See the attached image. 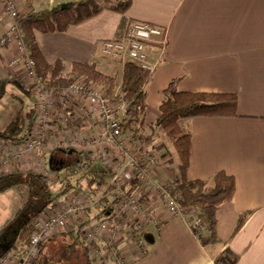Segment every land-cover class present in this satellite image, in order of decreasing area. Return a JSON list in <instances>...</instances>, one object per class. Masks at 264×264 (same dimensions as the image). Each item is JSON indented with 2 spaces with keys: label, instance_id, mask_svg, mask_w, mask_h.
<instances>
[{
  "label": "crops",
  "instance_id": "1",
  "mask_svg": "<svg viewBox=\"0 0 264 264\" xmlns=\"http://www.w3.org/2000/svg\"><path fill=\"white\" fill-rule=\"evenodd\" d=\"M71 1L74 0H14L24 14ZM101 6L98 14L64 31L35 30L36 42L45 59L50 63L61 59L65 71L73 61H91L99 71L115 75L120 81L124 61L103 56L101 42L123 39L133 21L168 28L160 63L144 86L147 106L140 129L152 135L144 151L158 158L156 175L164 184H171L178 156L164 130L152 125L159 114L163 89L176 79L182 91L228 92L237 96L233 116H195L178 121L181 130L191 135L188 177L202 179L210 188L214 173L224 170L235 179L233 198L217 207H194L206 226L199 231L196 227L190 230L183 221L168 214L158 195L148 192L146 202L156 215L152 221L139 224L132 216H123L119 250L131 264H264V0H130L123 12L110 4ZM9 20L0 6V35ZM146 50L151 60L158 59V44L150 43ZM16 53L13 43L0 46V80L17 76L26 92L31 93L23 65H9ZM10 85L16 86H6ZM124 135L130 139V133L124 131ZM26 170L30 169L23 171ZM12 171L15 170H5ZM5 208L0 209V217L7 220L0 234V257L18 247L21 217L24 218L20 216L15 224L10 223ZM240 213H245L246 218L234 232ZM88 218L91 217L85 219ZM76 220L47 238L33 264H92L82 248L76 252L72 241L66 239L73 234L70 226ZM97 220L92 219L86 226ZM131 229L146 248L145 254L138 252ZM90 253L89 250V256Z\"/></svg>",
  "mask_w": 264,
  "mask_h": 264
},
{
  "label": "built area",
  "instance_id": "2",
  "mask_svg": "<svg viewBox=\"0 0 264 264\" xmlns=\"http://www.w3.org/2000/svg\"><path fill=\"white\" fill-rule=\"evenodd\" d=\"M0 6L10 18L0 35V46L14 44L17 53L10 58L9 65H23L35 109L30 129L21 140L0 141V172L30 169L51 177L53 170L45 157L47 152L58 148L83 152V160L74 165L72 172H83L91 164L111 165L105 189H110L115 202L108 214L103 215L107 217L86 226L82 234L91 251L92 264H131L119 250L121 218L132 216L138 224L152 221L156 212L146 202L148 192L156 193L166 212L183 221L190 230L205 229L194 207L179 205L170 193L171 184H164L156 175L158 158L151 152L140 151V142L132 133L128 132L131 136L126 140L122 128L127 111L125 102L115 95L109 96L104 85L83 76L61 88L43 84L37 78L35 62L29 56L20 26L24 13L14 0H0ZM167 39L165 26L133 21L123 39L102 41L100 53L108 58L133 61L151 74L160 63ZM150 43L160 46L157 60L149 58L146 46ZM102 195V191L87 187L68 193L58 205L39 215L27 244L1 256L0 264H33L42 242L74 220L85 218L89 208L101 209ZM130 232L138 252L145 254L142 241L134 236L136 231Z\"/></svg>",
  "mask_w": 264,
  "mask_h": 264
},
{
  "label": "trees",
  "instance_id": "3",
  "mask_svg": "<svg viewBox=\"0 0 264 264\" xmlns=\"http://www.w3.org/2000/svg\"><path fill=\"white\" fill-rule=\"evenodd\" d=\"M104 2L120 12L125 11L130 5V0H104ZM101 9L102 6L97 3V0H74L63 8L58 4L27 12L20 19L26 47L29 56L35 62L37 78L47 87L61 88L74 79L83 76L104 85L109 96L115 95L116 98L123 100L127 111L122 128L124 131L133 134V137L140 142V151L144 152L145 146L152 140V135H145L140 132V129L144 126V115L147 106L144 86L150 77V73L130 60L123 63L120 81L115 75L99 71L91 61H73L70 63L69 69L65 71L61 59L51 63L45 59L34 36L35 30L43 32L64 31L70 25L80 23L98 14ZM7 83H14L21 89L25 88L23 82L17 76L1 79L0 98L6 92ZM163 96L159 106V114L152 125L164 130L178 156L176 174L169 187L171 195L179 205L195 208L217 207L221 203L231 200L236 187L232 174L224 170L216 171L212 177V187L210 188L206 186L204 180L188 177L191 135L181 130L178 121L195 116H233L236 114L237 108L236 94L182 91L177 88V80L172 79L163 89ZM30 126L31 122L29 121L27 128L23 130L17 121H13L4 129H0V140L17 142L24 137ZM51 153V157L54 156L53 160L55 159L52 164L64 168L62 173L56 172L54 174L56 176L55 180L33 170H15L0 173V193L21 183H27L30 188V206L21 215L24 218L21 217L22 229L17 238L20 242L18 247L27 244L29 236L34 230L35 220L49 207L59 203L61 196L64 197L71 191H77L83 187L95 188L103 192L100 200L101 209H98L99 211L91 218L80 219L77 224L76 235L72 241L75 245L76 239H79L80 248L83 249L86 260L89 262V247L83 240L81 231L92 219L107 217L103 215L108 214L112 209L115 200L109 194L110 189H105L109 182L111 165L91 164L83 172H72L74 165L83 160V152L58 148ZM69 170L74 174H78L74 183L70 180L69 175L71 172L69 173ZM56 179L60 183L63 182V186L60 190L53 192ZM80 180H83L84 183L81 184ZM89 212L90 208L87 210V213ZM245 218V213L238 215L234 232L243 224ZM47 238L42 242L39 251L43 248Z\"/></svg>",
  "mask_w": 264,
  "mask_h": 264
},
{
  "label": "rangeland",
  "instance_id": "4",
  "mask_svg": "<svg viewBox=\"0 0 264 264\" xmlns=\"http://www.w3.org/2000/svg\"><path fill=\"white\" fill-rule=\"evenodd\" d=\"M99 5L105 4L104 0H97ZM34 113L33 105V94L27 93L25 89H21L17 86H6L5 94L0 98V129H4L9 123L17 121L21 128L25 130ZM1 141V140H0ZM1 144V143H0ZM57 155V154H56ZM52 153H46L45 159L49 161L48 167L54 171V173H62L63 168L57 165H53ZM56 158V157H55ZM23 170V169H22ZM51 174L50 178L55 180L56 176ZM78 174L70 173V180L74 183ZM59 179V176H58ZM58 179L54 181L53 192L60 190L63 186V182H59ZM81 184L84 183L80 180ZM62 197V196H61ZM60 197V199H61ZM63 198V197H62ZM30 188L27 183L17 184L3 192L0 193V209L6 206V211L8 218L10 217V223L15 224L17 219L24 213L26 208L30 206ZM99 210L95 207L90 208V212L87 213L86 217L94 216ZM2 216V215H0ZM7 218V219H8ZM80 220H76L75 224L70 226L73 234L68 236L66 239L73 241V237L76 235L77 224ZM7 226V220L0 217V234L4 231ZM4 228V229H3ZM73 244V243H72ZM76 252H80V242L76 239ZM1 253V247H0Z\"/></svg>",
  "mask_w": 264,
  "mask_h": 264
},
{
  "label": "water",
  "instance_id": "5",
  "mask_svg": "<svg viewBox=\"0 0 264 264\" xmlns=\"http://www.w3.org/2000/svg\"><path fill=\"white\" fill-rule=\"evenodd\" d=\"M67 5L66 4H61V7L63 8V7H66Z\"/></svg>",
  "mask_w": 264,
  "mask_h": 264
}]
</instances>
